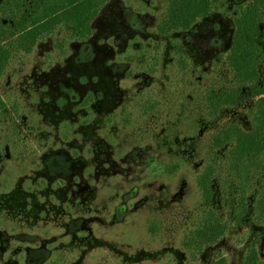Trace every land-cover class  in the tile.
Here are the masks:
<instances>
[{
	"label": "rangeland",
	"instance_id": "rangeland-1",
	"mask_svg": "<svg viewBox=\"0 0 264 264\" xmlns=\"http://www.w3.org/2000/svg\"><path fill=\"white\" fill-rule=\"evenodd\" d=\"M99 1L88 37L59 25L29 53L13 49L0 78V264H242L252 247L263 262L264 158L255 166L215 142L254 129L257 99L227 62L251 0H213L189 30L164 34L171 0ZM263 70L264 57V83ZM85 93L97 101L83 125ZM50 152L83 172L49 181Z\"/></svg>",
	"mask_w": 264,
	"mask_h": 264
},
{
	"label": "trees",
	"instance_id": "trees-1",
	"mask_svg": "<svg viewBox=\"0 0 264 264\" xmlns=\"http://www.w3.org/2000/svg\"><path fill=\"white\" fill-rule=\"evenodd\" d=\"M24 2L25 0H4L0 3V18L10 21V24L0 22V78L8 66L13 49L29 53L39 39L52 33L59 25L69 27L82 39L88 37L100 5L99 0H34L30 14H24ZM212 6L213 0H171L159 30L163 34L187 31L198 19L207 17ZM263 7L264 0H251L240 10L235 19L232 47L227 58L228 66L239 86L251 87V96L257 99L253 114L254 129L244 132L231 126L215 137V142L222 145L231 142L234 145L233 151L255 166L258 162L262 163L264 158V83L258 73V66L264 57V20L260 24ZM234 93L237 92L224 94L216 100L211 97L215 104L213 107L218 108V102L221 101L223 104L231 102ZM4 111V102L0 97V112ZM212 177L213 173L208 169L198 179L205 202H209L212 196ZM214 215L213 213L212 216ZM212 216L208 220L215 225L206 226L204 230L207 231L203 232L210 236L218 228L217 220L212 219ZM256 220L264 222V184L256 201ZM242 264H264V261L260 262L257 251L252 247Z\"/></svg>",
	"mask_w": 264,
	"mask_h": 264
},
{
	"label": "flooded vegetation",
	"instance_id": "flooded-vegetation-1",
	"mask_svg": "<svg viewBox=\"0 0 264 264\" xmlns=\"http://www.w3.org/2000/svg\"><path fill=\"white\" fill-rule=\"evenodd\" d=\"M62 86L63 90L66 89L64 85ZM95 101H97L96 96H93L91 94L85 93L79 97L77 106L80 107L81 110V113L79 114H82L84 117L82 122L83 125H85V119H88L90 114L88 111L89 106L94 107ZM64 136H66V134H64ZM47 155L48 158L45 161L43 160V170L44 176H46L49 181H58L59 179L61 181H68V179H72L73 177H75L77 173L83 172V170L77 169V165L75 162L68 160L70 159L68 156L62 158L60 157L61 155H58L56 152H50ZM34 167L35 168L33 170V173L37 176H40V174L42 173V167L36 165Z\"/></svg>",
	"mask_w": 264,
	"mask_h": 264
}]
</instances>
